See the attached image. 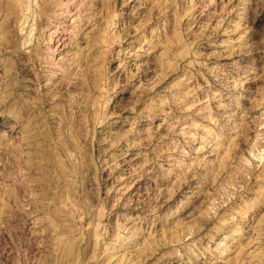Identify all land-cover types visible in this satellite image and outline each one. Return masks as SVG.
<instances>
[{
	"label": "rangeland",
	"instance_id": "rangeland-1",
	"mask_svg": "<svg viewBox=\"0 0 264 264\" xmlns=\"http://www.w3.org/2000/svg\"><path fill=\"white\" fill-rule=\"evenodd\" d=\"M0 264H264V0H0Z\"/></svg>",
	"mask_w": 264,
	"mask_h": 264
},
{
	"label": "bare ground",
	"instance_id": "bare-ground-1",
	"mask_svg": "<svg viewBox=\"0 0 264 264\" xmlns=\"http://www.w3.org/2000/svg\"><path fill=\"white\" fill-rule=\"evenodd\" d=\"M72 3V1H69L68 3H66V5H69V4H71ZM52 40V36H51V34H50V41Z\"/></svg>",
	"mask_w": 264,
	"mask_h": 264
}]
</instances>
